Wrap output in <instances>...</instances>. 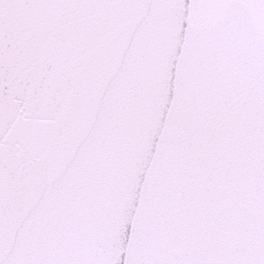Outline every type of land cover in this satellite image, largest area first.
<instances>
[{"label": "water", "instance_id": "1", "mask_svg": "<svg viewBox=\"0 0 264 264\" xmlns=\"http://www.w3.org/2000/svg\"><path fill=\"white\" fill-rule=\"evenodd\" d=\"M262 99L254 8L0 0V259L229 255L259 225Z\"/></svg>", "mask_w": 264, "mask_h": 264}, {"label": "snow or ice", "instance_id": "2", "mask_svg": "<svg viewBox=\"0 0 264 264\" xmlns=\"http://www.w3.org/2000/svg\"><path fill=\"white\" fill-rule=\"evenodd\" d=\"M205 5H219L222 7H251L264 17V0H203ZM217 47H223L221 39ZM223 54V53H222ZM223 95V91H221ZM264 105V99L261 101ZM264 139V138H262ZM224 204H218L217 209L209 212L207 216L210 225L225 226L229 220ZM259 225L254 232L244 233L241 237L242 244L229 255L206 260L188 261L187 264H264V182L261 185ZM0 264H16V262L0 259ZM143 264H170L168 261H144ZM175 264V262H173Z\"/></svg>", "mask_w": 264, "mask_h": 264}]
</instances>
